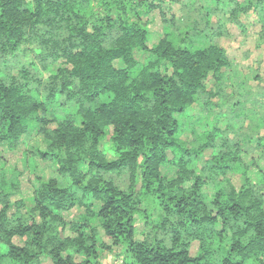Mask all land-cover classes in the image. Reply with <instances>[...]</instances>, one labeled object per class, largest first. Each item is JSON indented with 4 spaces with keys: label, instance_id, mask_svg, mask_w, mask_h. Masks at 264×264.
Segmentation results:
<instances>
[{
    "label": "trees",
    "instance_id": "1",
    "mask_svg": "<svg viewBox=\"0 0 264 264\" xmlns=\"http://www.w3.org/2000/svg\"><path fill=\"white\" fill-rule=\"evenodd\" d=\"M251 14L262 46L264 0H0V264H264Z\"/></svg>",
    "mask_w": 264,
    "mask_h": 264
},
{
    "label": "rangeland",
    "instance_id": "2",
    "mask_svg": "<svg viewBox=\"0 0 264 264\" xmlns=\"http://www.w3.org/2000/svg\"><path fill=\"white\" fill-rule=\"evenodd\" d=\"M167 4L173 8L177 7V4L175 2L170 1ZM159 18L160 16L158 17V15H156L155 22L151 25L152 30L154 31V40L157 38L159 31H161V20H159ZM242 18L244 20V23L247 24L246 30H242V28L236 26H231V36L227 40H223L222 38L221 43L229 50V53L232 57H234L239 63H244L243 66L245 68V72H249L253 69L259 68L261 70V73H264V45L258 46L259 44L257 40V31L259 29V25L257 24V15L251 14L248 16H243ZM243 52H247V56L244 55ZM238 77L231 76L230 80L228 81L227 93L238 94L239 90H243L241 88L245 87L246 90H244L243 92L245 93V96L249 98L246 103V109L251 108L247 110H251L253 111L252 114L260 116V114L264 112V108H262V101H264V77L263 80L253 79L252 77L251 80L247 83L242 80V77L241 79H239L240 82H238ZM240 84L242 87L239 89ZM216 109L219 108L216 107ZM262 129L263 128H261L260 131ZM31 141L34 143L39 142L41 146H44L42 137L36 131L32 132L30 142ZM105 143L107 146L109 145L107 141ZM24 146H22L20 150L21 153L19 154L12 153L11 151L9 152L8 150H6L5 146L0 147V158L4 160V165H6L8 161L11 164L21 165V161H18L20 160V156L23 158V151L25 150L23 149ZM25 155L26 154H24V157ZM42 164L44 165V163ZM43 172V174L46 176L50 175L48 173L50 171H47V168H45V171ZM28 189L29 184L28 186H25V190ZM138 228L139 230L142 229L141 222L138 223ZM197 249L198 244L194 242L191 248L192 254H196ZM125 259L126 255L125 253H123V250L120 247H114L112 252L103 251L100 254L101 264H125Z\"/></svg>",
    "mask_w": 264,
    "mask_h": 264
}]
</instances>
